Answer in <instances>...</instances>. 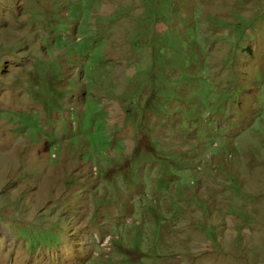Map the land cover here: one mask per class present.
<instances>
[{
  "label": "rangeland",
  "instance_id": "1",
  "mask_svg": "<svg viewBox=\"0 0 264 264\" xmlns=\"http://www.w3.org/2000/svg\"><path fill=\"white\" fill-rule=\"evenodd\" d=\"M0 264H264V0H0Z\"/></svg>",
  "mask_w": 264,
  "mask_h": 264
},
{
  "label": "trees",
  "instance_id": "2",
  "mask_svg": "<svg viewBox=\"0 0 264 264\" xmlns=\"http://www.w3.org/2000/svg\"><path fill=\"white\" fill-rule=\"evenodd\" d=\"M153 64H154V61L152 62V66H153Z\"/></svg>",
  "mask_w": 264,
  "mask_h": 264
}]
</instances>
